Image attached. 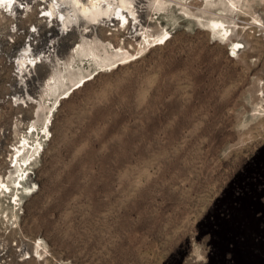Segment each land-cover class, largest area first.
<instances>
[{"label": "rangeland", "instance_id": "1", "mask_svg": "<svg viewBox=\"0 0 264 264\" xmlns=\"http://www.w3.org/2000/svg\"><path fill=\"white\" fill-rule=\"evenodd\" d=\"M27 1L23 25L46 31ZM214 1L140 0L119 24L80 15L36 104L0 103V264H246L241 232L219 234L264 224V0ZM9 70L0 59L3 96ZM19 116L37 131L21 145L42 153L11 167Z\"/></svg>", "mask_w": 264, "mask_h": 264}, {"label": "built area", "instance_id": "2", "mask_svg": "<svg viewBox=\"0 0 264 264\" xmlns=\"http://www.w3.org/2000/svg\"><path fill=\"white\" fill-rule=\"evenodd\" d=\"M37 1L46 5V8L49 4L54 5V13L58 19H61L59 15L65 12L66 8L60 3V0ZM79 1L86 3L89 0ZM42 5L37 19H47L46 31H42L38 22L23 25V16L29 13L30 9L27 0H0V59L10 69L5 95L3 96L0 92V103L9 100L14 107L22 106L24 109H29L36 104L34 102L40 99L48 76L63 68L65 57L62 54L76 41L75 36L69 37L71 31L68 29H71L70 27L66 31L61 25L50 26L51 19L56 18L46 15V8ZM59 100H64V95H60ZM51 113L50 109L49 115ZM16 119L15 129L22 130L23 133L20 135L19 143L10 150L13 153L15 148L21 145L22 137L37 133L36 130H32L31 125L23 127L21 116ZM42 132L38 133L42 142L48 141L49 137ZM36 143L32 144L33 149L37 147ZM40 152L42 153L41 148L36 150L32 159L41 154ZM12 164L10 163V165ZM2 254L0 249V257Z\"/></svg>", "mask_w": 264, "mask_h": 264}, {"label": "bare ground", "instance_id": "3", "mask_svg": "<svg viewBox=\"0 0 264 264\" xmlns=\"http://www.w3.org/2000/svg\"><path fill=\"white\" fill-rule=\"evenodd\" d=\"M41 1H48V0H41ZM139 1L140 0H89L86 3H84V2H81L79 0H60V3L63 6H66L67 9H69L68 12H66V10H65L64 13L59 15V17L61 19H58V17L54 13V5H52V4L51 5L49 4V10H47L45 13L47 15H49L50 17L56 18L53 20H55L57 23H61L64 30L72 22H77L79 20L78 18H80V15L86 17L91 22L97 21V20H99L98 18L101 17V18H103L102 19L103 21L104 20L105 21L106 20L111 21V22L116 21L119 24L120 22H122V23L127 22L130 19H134L135 21L138 20V4H140ZM204 1L210 7L215 6L214 0H204ZM228 7L232 11H237V8L231 3H229ZM128 25H130V24H128ZM209 25H210V31L215 32L216 34H221L222 37L224 39H226V41H228L230 39L231 33L228 31V29L226 28L225 23L223 21H221V20H215L214 21L213 20V21L209 22ZM166 37H167V33H164V34L158 36L157 40L163 42ZM109 45H111V44H109ZM74 47L76 49L77 45ZM236 48H237V46H236ZM80 49H81L80 55L83 58H85L86 60H92V61L99 60L96 53H95L94 48H92L88 43L84 44V42H83V45L80 46ZM113 49L114 48H112V50ZM234 52H235V49L233 47L232 53H234ZM118 53L121 54V51L118 50ZM45 128H47V126ZM22 142H24V141H22ZM39 147H41V146L37 145V147L35 149H33L34 147L29 148V146L26 144L23 146L20 145L19 147H17L16 152H14V154H13L14 157L12 158V160H13L12 163H14V164L17 163L18 159L20 157L24 156L27 149H29L31 152L32 151L36 152V150H38ZM14 164H12L11 167H14ZM21 172H23V171H21ZM21 176L23 177L24 175H20V180L18 181V183H21L23 181ZM2 190L3 191H9V186L7 184H5L4 182H0V191H2Z\"/></svg>", "mask_w": 264, "mask_h": 264}, {"label": "flooded vegetation", "instance_id": "4", "mask_svg": "<svg viewBox=\"0 0 264 264\" xmlns=\"http://www.w3.org/2000/svg\"><path fill=\"white\" fill-rule=\"evenodd\" d=\"M223 232L224 234H219V238L222 235L220 242L221 240L223 242L226 237L228 238V234L230 237L234 232H241L242 240L239 249L234 252V259L241 260L246 264H264V224L256 225L247 220V223L229 226ZM217 255L224 256V253H216V258Z\"/></svg>", "mask_w": 264, "mask_h": 264}]
</instances>
